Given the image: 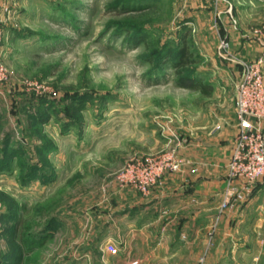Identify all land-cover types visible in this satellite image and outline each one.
<instances>
[{
    "label": "rangeland",
    "instance_id": "374dc122",
    "mask_svg": "<svg viewBox=\"0 0 264 264\" xmlns=\"http://www.w3.org/2000/svg\"><path fill=\"white\" fill-rule=\"evenodd\" d=\"M0 30V264H183L179 240L170 257L154 239L162 225L134 234L152 220L136 201L157 189L123 187L121 169L236 134L237 84L255 64L264 78V0H0ZM184 37L185 74L210 96L178 84ZM22 234L43 243L18 260Z\"/></svg>",
    "mask_w": 264,
    "mask_h": 264
},
{
    "label": "crops",
    "instance_id": "0c3cea01",
    "mask_svg": "<svg viewBox=\"0 0 264 264\" xmlns=\"http://www.w3.org/2000/svg\"><path fill=\"white\" fill-rule=\"evenodd\" d=\"M226 133L228 139L220 135L215 141L201 140L195 146L190 142L182 147L181 154L190 163L181 171L167 174L165 184H156L153 189L157 191L152 189V194L138 199L133 207L135 217L152 218L146 225L141 222L134 234L144 229L159 230L162 225V230L153 234L154 239L158 244L168 239L170 257L177 252L174 243L179 240L183 264H264V180L253 185L245 200L221 209L226 164L236 136L232 131ZM162 213L168 214L165 221L160 220ZM177 222L182 228L175 236Z\"/></svg>",
    "mask_w": 264,
    "mask_h": 264
},
{
    "label": "built area",
    "instance_id": "2783aa9c",
    "mask_svg": "<svg viewBox=\"0 0 264 264\" xmlns=\"http://www.w3.org/2000/svg\"><path fill=\"white\" fill-rule=\"evenodd\" d=\"M1 42L0 30V84L7 79V68L1 61ZM256 65L246 70L237 84L238 132L226 164L227 179L221 209L245 200L253 185L264 180V78ZM158 125L164 132L169 128L168 122ZM189 163L178 148L143 158L131 157L121 169L122 186H132L147 194L165 172L181 171Z\"/></svg>",
    "mask_w": 264,
    "mask_h": 264
},
{
    "label": "trees",
    "instance_id": "16d2710c",
    "mask_svg": "<svg viewBox=\"0 0 264 264\" xmlns=\"http://www.w3.org/2000/svg\"><path fill=\"white\" fill-rule=\"evenodd\" d=\"M138 40H143V38H138ZM183 46L178 51L179 58L173 62L172 68L176 71L179 75L178 84L184 87H190L193 89L199 90L204 95L210 96L213 93V87L209 83H205L201 80L196 81L195 77H191L190 75L185 74L184 68L194 63L196 60L194 58V53L190 49L189 45L187 44V40L183 38ZM32 169V166H31ZM21 248L19 252V256L17 259L20 260L22 255L26 254L27 252L31 251L35 246H39L43 243L42 238L39 236L38 238H23V234L21 237Z\"/></svg>",
    "mask_w": 264,
    "mask_h": 264
},
{
    "label": "clouds",
    "instance_id": "9594fccd",
    "mask_svg": "<svg viewBox=\"0 0 264 264\" xmlns=\"http://www.w3.org/2000/svg\"><path fill=\"white\" fill-rule=\"evenodd\" d=\"M119 63L123 68L122 78H131L132 81H136V74L142 67V65L136 60L135 57L129 58L124 56L119 58ZM130 93L132 95H137L136 83H132L129 86ZM142 91V89H140Z\"/></svg>",
    "mask_w": 264,
    "mask_h": 264
}]
</instances>
